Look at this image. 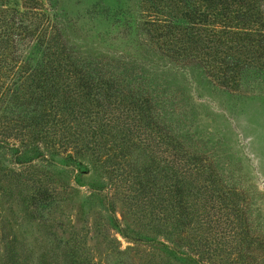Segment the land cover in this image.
Listing matches in <instances>:
<instances>
[{
    "label": "rangeland",
    "instance_id": "obj_1",
    "mask_svg": "<svg viewBox=\"0 0 264 264\" xmlns=\"http://www.w3.org/2000/svg\"><path fill=\"white\" fill-rule=\"evenodd\" d=\"M0 2L23 11V22L37 24L45 37L57 29L82 58H101L112 64L115 74L146 91L158 122L200 158V166L214 169L220 188L236 192L240 214L237 219L231 216L229 225L222 223L224 237L212 244L222 252L209 260L202 252L193 254L190 241L202 247L201 241L184 228L186 237L171 242L183 253L172 264H193L189 254L195 264H264V74L248 71L239 88L230 90L201 67L166 57L145 40L141 0ZM28 36L33 40L20 35L8 50L18 59L23 54L35 62L41 55L34 43L37 34ZM4 102L0 101V113L5 111ZM10 106L17 118L19 106ZM0 138L9 142L6 146L0 142V264H145L151 251L167 253L161 246L122 234L121 227H126L125 233L133 237L132 231L140 229V237L162 239L155 228L133 222L121 197H114L110 205L115 190L108 174L88 157L61 153L19 161L27 157L17 155L16 145H11L20 144L18 138ZM136 142L130 147L132 161L140 167L158 165L157 158L152 162L148 156L150 148ZM38 186L45 196L34 198ZM197 204L205 223L201 202Z\"/></svg>",
    "mask_w": 264,
    "mask_h": 264
},
{
    "label": "trees",
    "instance_id": "obj_2",
    "mask_svg": "<svg viewBox=\"0 0 264 264\" xmlns=\"http://www.w3.org/2000/svg\"><path fill=\"white\" fill-rule=\"evenodd\" d=\"M140 10L141 29L152 48L178 63L201 67L220 86L236 90L248 71L264 74V0H141ZM23 14L0 2V101L5 100L0 137L18 138L20 144L11 145L17 155L27 157L18 160L69 153L88 157L95 168L105 170L115 190L110 205L121 197L136 225L162 235L140 237L138 229L133 237L121 227L127 238L167 252L151 251L145 264H172L182 256L171 242L186 237L184 228L201 241L202 247L190 241L193 254L202 252L208 260L219 255L222 248L212 244L224 237L222 223L229 225L230 217L240 214L236 192L220 188L214 169L200 166V158L158 122L146 91L115 74L101 58H82L57 29L45 37L37 24L23 22ZM30 34H37L34 43L41 50L35 62L8 50L20 35L33 40ZM13 103L20 109L17 118ZM136 141L150 148L148 156L152 162L157 158L158 165L140 167L132 161L130 147ZM160 160L161 176L154 172ZM44 192L38 186L32 196ZM200 202L205 223L198 214Z\"/></svg>",
    "mask_w": 264,
    "mask_h": 264
}]
</instances>
